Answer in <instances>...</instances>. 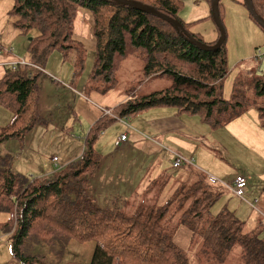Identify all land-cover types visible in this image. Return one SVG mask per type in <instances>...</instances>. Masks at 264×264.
I'll list each match as a JSON object with an SVG mask.
<instances>
[{
	"label": "trees",
	"instance_id": "16d2710c",
	"mask_svg": "<svg viewBox=\"0 0 264 264\" xmlns=\"http://www.w3.org/2000/svg\"><path fill=\"white\" fill-rule=\"evenodd\" d=\"M132 1L179 21L198 42L210 46L217 43H205L192 33L197 22L182 21V0ZM203 1L210 5L212 2ZM13 2L10 15L16 28L24 35L34 31L38 34L29 44L31 58L25 61L29 66L7 68L0 80V108L11 115L9 123L0 127V150L10 142L22 146L35 128L44 125L40 80L45 63L54 52L67 58V52L76 49L74 29L80 9L88 10L92 17L96 49L90 80L99 84L98 92L107 93L117 86L119 66L129 57L143 60L144 81L172 80L170 87L149 95L131 94L114 109L115 114L112 111L104 115L92 125L81 156L61 167L54 158L57 161L53 159L55 171L51 175L35 176L32 172L34 177H30L18 173L12 169L14 156L0 151V212L10 217L0 223V234L6 235L14 258L21 264H42V257L28 254L29 244L41 242L57 247L75 241L95 243L90 264H189L188 252L176 244L168 229L170 221L182 211L179 225L189 230L191 243L202 242L207 264H224L236 246L242 249L243 264H264V238L260 237L264 227L247 232L244 222L232 211L212 215L211 209L221 194L211 187L218 183L211 176L196 180L192 173L194 180L175 188L166 205L139 207L130 216L123 212L127 205H102L90 192V182L102 162L94 145L119 119H134L151 110L171 107L177 115L199 117L213 130H220L256 108L264 130V72L255 68L241 71L234 79L231 99L227 100L223 96L229 75L227 38L217 50L202 51L163 19L112 1ZM252 2L256 14L264 20V0ZM219 12L223 22L221 4ZM245 178L247 186L241 199H245L249 185ZM225 186L230 191L231 185ZM252 203L248 205L253 211Z\"/></svg>",
	"mask_w": 264,
	"mask_h": 264
},
{
	"label": "rangeland",
	"instance_id": "374dc122",
	"mask_svg": "<svg viewBox=\"0 0 264 264\" xmlns=\"http://www.w3.org/2000/svg\"><path fill=\"white\" fill-rule=\"evenodd\" d=\"M182 1L184 2V10L180 15L182 21L187 24L197 22L192 31L202 34L205 43H213L210 34L217 35V26L212 19L210 3L203 0L199 2L196 0ZM244 1L220 0L227 36L229 75L223 86V96L227 100L231 99L234 79L241 71L255 68L261 73L264 72V58H255L259 52L264 53V33L255 22H250L253 30L251 26L242 22L243 13L250 18L248 9L242 4ZM13 7V0H0V45L7 48V51L14 50L15 58L29 61L31 58L28 51L29 44L36 37L38 31H34L31 35L22 34L15 26V19L10 15ZM92 30L90 12L80 9L74 29V39L77 41L74 44L76 49L67 52L68 59L54 52L45 63V74L40 80L41 115L45 124L37 127L27 137L23 143L26 148L21 147L17 142H10L1 147L0 151L3 155L14 156L15 153H19L13 159L12 164V169L18 173L34 177L31 175L34 171L29 172L27 167H20L17 159L26 164L33 161L46 167L51 164L53 158H57L60 161L57 163L58 167H61L60 165H67L81 155L83 139L88 134L90 125L84 116L79 118V107L83 105L88 109L91 108L92 106L87 104V101L102 108L113 109L114 112V108L128 99L131 94L149 95L172 85L171 79L144 81L143 60L129 57L119 66L117 86L107 93L98 92L99 84L90 80L95 58V40ZM170 109L171 107H163L158 111H170ZM181 117L188 120L187 116ZM10 118V113L0 108V127L8 124ZM190 119L193 121L189 122L191 130L195 134H199L197 135L198 139L195 134L192 139L172 132L173 134L168 133L167 137H173L175 140L170 142L173 143L177 140L179 145L170 147L167 144V146L186 158L193 156L195 167H182L178 172H175L177 170L174 171L171 165L175 158L163 155L159 160L163 163V171L157 167L156 174L168 173V175L159 177V181L156 184H151L145 195L132 197L127 206L123 208V212L130 216L139 207L150 208L166 205L174 194L175 188H179L174 187L178 174L182 176L185 183L194 180L192 173L196 180L202 179L203 175H212L211 177L215 178L218 183L211 184V187L221 194V198L211 209L212 215H218L224 210L232 211L240 221L244 222L247 232L249 229L264 227V223H261L262 217L252 211L248 205L264 195V130L261 127L257 109L251 108L245 113L241 118V123L234 121V126L229 128L228 125L221 130H212L197 118ZM137 120L140 123L145 121L139 116ZM118 124L119 122L115 126ZM115 126L108 132H115L114 136L118 138L121 134L117 133ZM44 131H47L45 136L42 135ZM108 138L113 139L110 136ZM131 141L130 136L128 143ZM247 144L251 147L247 148ZM96 149L104 156H107L111 151V147L99 146L97 148L96 146ZM170 159L172 162L169 161ZM128 170L126 169V171ZM241 175L246 176L249 181L245 199H241L225 188V185H231L233 180ZM163 187L165 188L164 192L162 191ZM115 203L117 204V202ZM109 205L113 207L112 204L109 203ZM257 211L259 212L258 208ZM182 213L179 211L176 214L168 224V229L175 237L176 244L188 252L189 264H207L206 256L202 253V242L196 240L191 243L189 230L179 225ZM9 219L7 213L0 212V223H6ZM260 237L264 238V231H261ZM95 247V243L79 244L75 241L57 247L47 243L34 242L29 244L27 252L32 256L42 257V264H90ZM241 254L242 249L236 246L224 264H243ZM0 264H21L14 258L11 244L3 234H0Z\"/></svg>",
	"mask_w": 264,
	"mask_h": 264
},
{
	"label": "crops",
	"instance_id": "0c3cea01",
	"mask_svg": "<svg viewBox=\"0 0 264 264\" xmlns=\"http://www.w3.org/2000/svg\"><path fill=\"white\" fill-rule=\"evenodd\" d=\"M242 4L247 8L245 1ZM249 15H251L250 12H249ZM250 18H248L245 13L242 14V22L244 24L251 26V29L253 30L254 28L252 27L250 23L251 21H253V19L252 18L250 19ZM193 28L194 27H192V29ZM216 32H217V35L215 33H212L213 35L210 34L212 37L211 41H213V43H216L219 40V31L217 28H216ZM192 33L198 34L200 37L203 38V35L198 32L192 31ZM0 47L3 50V56H0V80H1L5 76L6 69L8 68V67H4L3 64L7 61V59L17 60L18 58H15L13 54L14 50H12V53H11L10 52L11 50L7 51L6 50L7 48H4L2 44L0 45ZM95 49H96V45H95ZM87 104L91 105L92 107L88 109L84 107L83 105H81L79 107V118L84 116L88 120L89 125H90V129H89V132H90L92 125L104 116V111L106 110L113 111V109L110 110V109L102 108L98 106L97 104L95 103L92 104V103H89L88 101H87ZM158 110H160V108L151 110L147 113L140 115L139 117H142L143 119H145V121H143L142 123H140L137 120V117L134 119H123V120L119 119L115 123L117 124V122H119L117 126H115L114 124L111 127H109L107 130H105L101 134L99 139L96 141L94 145L95 149H96V146L97 148L99 146L111 147V151L109 152L107 156H104L98 153L96 149L97 153L102 158V162H101L100 170L97 172V174L94 176V178L90 182L91 183L90 192L95 198V201H97L98 203L102 205H106V204L109 205V203L113 204L115 202L120 203L122 205H127L129 203V200L135 195L137 196L145 195L148 192L149 186L151 184H156L159 181V177H163L166 174L168 175L166 171H165L166 174H163V175L156 174L157 167L163 171V163L159 162L160 158L163 155L173 156L175 158L173 162L171 161V159L169 160L170 162H172L171 164L173 166L172 169L174 171L177 170L175 172H178L182 167H184V165L181 168L174 167V163L176 161L175 154H179V153L175 152V150L170 147L179 145V143L177 140L173 143L170 142V141H174L175 139L173 137H167V134L173 132V133H177L178 135L187 136L188 138L189 137L192 138L195 132L191 130V125L189 124V122H193V121L190 118H197L201 123L203 122L199 119V117H194V116H189V115L188 116L184 115L188 117V120L183 119V117H181V115H177L176 111L173 109H170V111H158ZM242 117L237 119L236 122L241 123ZM40 126H43V125H40ZM113 126H115V130L118 131L117 133L121 134V136H119L118 138H115L114 136L115 132L113 131L108 132ZM231 126H234V122L231 123V125L229 124V128ZM36 129L37 128H35V130ZM47 131H44L42 135L45 136ZM89 132L86 135V137L89 135ZM197 135L199 134L198 133L195 134L196 138H197ZM108 136L112 137L113 139L110 140ZM123 136H126L125 141L121 140V137ZM130 136H131L132 141L131 143H128ZM86 137L83 139L84 142H85ZM115 144H117L116 148H115ZM167 144L170 147L167 146ZM21 147L26 148L25 144H23ZM246 147L250 148L251 146L247 144ZM79 150H80V146H79ZM83 151H84V145H83L82 152ZM18 155L19 153H15L14 158L17 157ZM53 159L50 162L51 164H49L46 167L41 166L37 162H33V161H29V164H26V163H23L19 159L17 160L19 162L20 167L24 166V167L33 169L35 175H40V176L45 177V176L53 174L55 171L54 162L52 163ZM188 159L193 160L192 165L194 166L195 165L194 157L191 156V158H188ZM73 161L74 160H72L71 162ZM58 163H60L59 160H58ZM60 166H63V165H60ZM185 167H189V165L187 164V166ZM126 169H129V170L126 171ZM210 176L212 175H209V177ZM233 182L231 186L229 187L231 192L234 187ZM182 183H185L184 179L182 178L180 174H178L174 187H179ZM162 191L163 192L165 191L164 187ZM160 200H159V203H160ZM255 201H258L257 208L259 210V212L258 211H255V212L263 218L264 216V195L259 200H255Z\"/></svg>",
	"mask_w": 264,
	"mask_h": 264
},
{
	"label": "water",
	"instance_id": "95a60500",
	"mask_svg": "<svg viewBox=\"0 0 264 264\" xmlns=\"http://www.w3.org/2000/svg\"><path fill=\"white\" fill-rule=\"evenodd\" d=\"M103 1H112V2H115L119 5L131 7L133 9L145 12L149 15L154 16V17H158L160 19H163L164 21L171 24L172 27H174L176 30L182 32L186 38L190 39L191 43L194 46H196L198 49H200L202 51H207V52L215 51L218 48H220L226 40V31H225L224 24L221 20L220 12H219L220 0H212V2H211L212 19L214 20V22H215V24H216V26L220 32V38H219L218 42L213 46L198 42L187 31H185V29L183 28V26L181 25V23L179 21L167 17L166 15L162 14L161 12H159L157 9H155L153 7H150V6H147V5L141 4V3L136 2V1H132V0H103ZM245 2H246L247 8H248L249 12L251 13L252 17L264 29V20L256 14L254 7H253L252 0H245Z\"/></svg>",
	"mask_w": 264,
	"mask_h": 264
},
{
	"label": "built area",
	"instance_id": "2783aa9c",
	"mask_svg": "<svg viewBox=\"0 0 264 264\" xmlns=\"http://www.w3.org/2000/svg\"><path fill=\"white\" fill-rule=\"evenodd\" d=\"M12 53V50L10 51ZM0 56H3V50L0 47ZM258 59L264 58V53H260L257 56ZM4 67H8L10 69H17L20 66H29V64H27L24 60H8L3 64ZM104 114L106 115H111L110 111H104ZM122 141L126 140V136L121 137ZM54 161L56 162L57 160L54 159ZM183 164H189L192 165L193 164V160H189L184 158L181 155H176V161L174 164L175 168H179L181 167ZM211 180L213 182H217V180L213 177H211ZM234 187L232 189V192L239 196L240 198H243L245 196V188L247 186V179L245 177L239 176L236 178L235 182H234ZM257 205H258V201H255L254 203L251 204L252 208L254 209V211H257Z\"/></svg>",
	"mask_w": 264,
	"mask_h": 264
},
{
	"label": "clouds",
	"instance_id": "9594fccd",
	"mask_svg": "<svg viewBox=\"0 0 264 264\" xmlns=\"http://www.w3.org/2000/svg\"><path fill=\"white\" fill-rule=\"evenodd\" d=\"M226 37H227V36H226ZM217 42H218V41H217ZM257 56H258V55H257ZM257 56H256L255 58H257ZM257 59H258V58H257ZM110 112H111V111H110ZM104 115H106V114H104ZM175 155H177V154H175ZM178 155H179V154H178ZM184 158H186V157H184ZM186 159H188V158H186ZM174 164H175V163H174ZM183 165H184V164H183ZM183 165H182V166H183ZM182 166H181V167H182ZM181 167H179V168H181Z\"/></svg>",
	"mask_w": 264,
	"mask_h": 264
}]
</instances>
